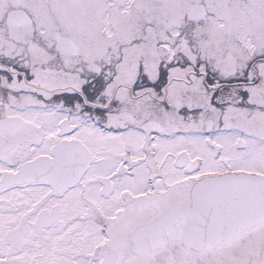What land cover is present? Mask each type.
<instances>
[{
  "label": "snow or ice",
  "instance_id": "obj_1",
  "mask_svg": "<svg viewBox=\"0 0 264 264\" xmlns=\"http://www.w3.org/2000/svg\"><path fill=\"white\" fill-rule=\"evenodd\" d=\"M0 264H264V0H0Z\"/></svg>",
  "mask_w": 264,
  "mask_h": 264
}]
</instances>
